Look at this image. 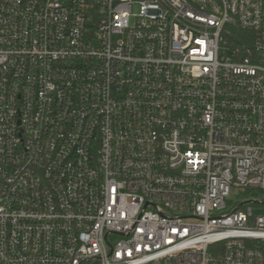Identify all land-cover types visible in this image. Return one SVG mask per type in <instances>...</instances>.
I'll return each instance as SVG.
<instances>
[{
    "label": "built area",
    "instance_id": "1",
    "mask_svg": "<svg viewBox=\"0 0 264 264\" xmlns=\"http://www.w3.org/2000/svg\"><path fill=\"white\" fill-rule=\"evenodd\" d=\"M262 194L264 0H0V264H264Z\"/></svg>",
    "mask_w": 264,
    "mask_h": 264
},
{
    "label": "rangeland",
    "instance_id": "2",
    "mask_svg": "<svg viewBox=\"0 0 264 264\" xmlns=\"http://www.w3.org/2000/svg\"><path fill=\"white\" fill-rule=\"evenodd\" d=\"M252 197V193L244 192V193H234L231 196V200L234 202L241 201L242 199H249ZM260 198H264V194L260 195ZM256 214H264V206H260L258 209L255 210Z\"/></svg>",
    "mask_w": 264,
    "mask_h": 264
}]
</instances>
